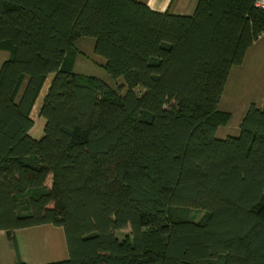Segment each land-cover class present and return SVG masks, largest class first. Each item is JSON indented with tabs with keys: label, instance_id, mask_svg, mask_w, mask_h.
Returning a JSON list of instances; mask_svg holds the SVG:
<instances>
[{
	"label": "trees",
	"instance_id": "trees-1",
	"mask_svg": "<svg viewBox=\"0 0 264 264\" xmlns=\"http://www.w3.org/2000/svg\"><path fill=\"white\" fill-rule=\"evenodd\" d=\"M263 34L254 0H200L193 15L137 0H0V50L12 44L0 231L17 264L16 233L45 225L65 230L58 264H264V107L250 106L238 137H217L231 70ZM79 37L95 39L118 90L67 69ZM49 75L37 139L31 110Z\"/></svg>",
	"mask_w": 264,
	"mask_h": 264
},
{
	"label": "rangeland",
	"instance_id": "rangeland-1",
	"mask_svg": "<svg viewBox=\"0 0 264 264\" xmlns=\"http://www.w3.org/2000/svg\"><path fill=\"white\" fill-rule=\"evenodd\" d=\"M96 41L90 37H79L69 51L67 59V69L77 75L89 78H97L104 81L114 90H118L117 81L113 79L105 70V61L94 52ZM7 45L12 49L11 42ZM264 36L258 40L253 49L249 50L244 66L234 67L226 85V91L219 110L228 109L232 116L226 127H219L217 137L226 139L227 137H238L241 133L242 121L252 103H257V107H264ZM3 46H0V49ZM10 50H0V70L10 59ZM54 75L47 76L40 87L31 110V118L35 121L32 136L41 139L44 136L45 120L40 116V111L44 100L52 85ZM29 78H24L18 88V99L22 96ZM202 213H195L196 219H200ZM30 234L34 239H26L22 236V249L19 246L20 255L22 252L30 261L27 264H58L69 259V251L66 241L65 230L55 225H45L30 228ZM27 230V229H25ZM130 229L118 232L121 242L130 240ZM37 239V240H36ZM19 243V242H18ZM16 252V251H15ZM17 255V253H16Z\"/></svg>",
	"mask_w": 264,
	"mask_h": 264
},
{
	"label": "crops",
	"instance_id": "crops-1",
	"mask_svg": "<svg viewBox=\"0 0 264 264\" xmlns=\"http://www.w3.org/2000/svg\"><path fill=\"white\" fill-rule=\"evenodd\" d=\"M137 1L145 3L154 12H158V13L169 12V13L174 14V15H193L200 0H137ZM262 36H264V34ZM257 42L253 45V47L257 44ZM253 47H251L249 50L253 49ZM260 47L262 48V45ZM249 50H248V52H249ZM262 50H264V46H263ZM248 52H247V55H248ZM247 55H246V57H247ZM246 57H245V61H246ZM103 60L105 61V59H103ZM245 61H244L242 66H244ZM105 63H106V61H105ZM231 73H232V70H231ZM231 73H230V76H231ZM230 76H229V78H230ZM226 85H227V83H226ZM225 89H226V86H225ZM225 91L226 90H224L222 99L224 97ZM222 99H221L220 104L223 101ZM252 104L257 105V103H252ZM259 107L262 108L261 106H259ZM220 111L224 112V113H228L232 116L231 111L228 109H224V110H220ZM226 126H224V127H226ZM218 131H219V129H218ZM30 232H33L32 229L20 230L16 233V236H17V239L19 242V246L21 247V249H22L21 240H22L23 235L25 236L26 239H34L33 236L30 234ZM21 258L25 264H27L28 260L30 261L29 256L26 259L23 252H22ZM17 263H18V257L16 255L15 249L13 248L9 238L7 237V234L3 231H0V264H17Z\"/></svg>",
	"mask_w": 264,
	"mask_h": 264
},
{
	"label": "built area",
	"instance_id": "built-area-1",
	"mask_svg": "<svg viewBox=\"0 0 264 264\" xmlns=\"http://www.w3.org/2000/svg\"><path fill=\"white\" fill-rule=\"evenodd\" d=\"M255 6L261 10H264V0H254Z\"/></svg>",
	"mask_w": 264,
	"mask_h": 264
}]
</instances>
